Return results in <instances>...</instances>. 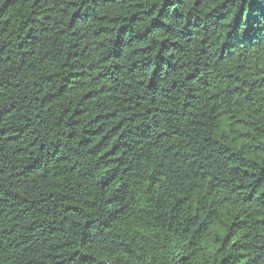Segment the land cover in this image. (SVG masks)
<instances>
[{
	"label": "trees",
	"instance_id": "16d2710c",
	"mask_svg": "<svg viewBox=\"0 0 264 264\" xmlns=\"http://www.w3.org/2000/svg\"><path fill=\"white\" fill-rule=\"evenodd\" d=\"M264 0H0V264H264Z\"/></svg>",
	"mask_w": 264,
	"mask_h": 264
},
{
	"label": "clouds",
	"instance_id": "9594fccd",
	"mask_svg": "<svg viewBox=\"0 0 264 264\" xmlns=\"http://www.w3.org/2000/svg\"><path fill=\"white\" fill-rule=\"evenodd\" d=\"M261 67H264V64H262Z\"/></svg>",
	"mask_w": 264,
	"mask_h": 264
}]
</instances>
